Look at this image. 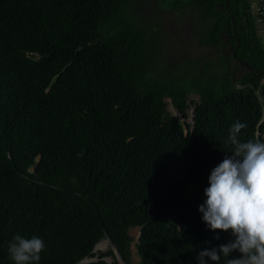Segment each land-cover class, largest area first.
<instances>
[{"label":"trees","instance_id":"trees-1","mask_svg":"<svg viewBox=\"0 0 264 264\" xmlns=\"http://www.w3.org/2000/svg\"><path fill=\"white\" fill-rule=\"evenodd\" d=\"M144 1L0 0V264H12L17 233L45 240L40 264L95 257L103 228L129 264L132 228L138 264H196L201 248L232 238L217 240L198 208L234 148L233 123L247 125L241 142L264 139L251 0H150L189 18L209 53L195 60L201 68L169 75L152 46L159 27L136 16ZM191 95L189 124L166 100L187 119Z\"/></svg>","mask_w":264,"mask_h":264},{"label":"clouds","instance_id":"clouds-1","mask_svg":"<svg viewBox=\"0 0 264 264\" xmlns=\"http://www.w3.org/2000/svg\"><path fill=\"white\" fill-rule=\"evenodd\" d=\"M246 127L239 120L231 126L234 148L211 170L198 208L217 240L220 233L232 238L201 248L196 264H264V139L241 142L239 135ZM46 249L41 236L17 233L7 251L12 264H40Z\"/></svg>","mask_w":264,"mask_h":264},{"label":"rangeland","instance_id":"rangeland-1","mask_svg":"<svg viewBox=\"0 0 264 264\" xmlns=\"http://www.w3.org/2000/svg\"><path fill=\"white\" fill-rule=\"evenodd\" d=\"M136 7L135 12L136 16L140 17L139 19L145 20L149 26L155 27L157 24L159 27V34L154 28L157 32V40L153 38L154 41L152 42V46L156 45L154 54L158 59L157 66L160 67L161 70L165 71L167 75L177 74L179 73L180 68L188 67L190 65L189 62H193L191 67H194L195 69L198 67L201 68L199 63L195 60L205 57V55H209V53L204 52L198 45L195 30L189 18H186L183 13L164 10L157 5L152 4L150 0L138 3ZM262 83H264V80ZM198 99V96L194 95L189 97L187 119H184L181 116V114L173 107L169 99L166 100L168 105L167 110L178 117L181 121L192 124L194 105L191 104V101H198ZM129 233L134 239V242L131 245L132 264H138L140 262V257L136 248V243L138 242L140 230L139 228H132ZM96 253L99 254L102 252L98 251Z\"/></svg>","mask_w":264,"mask_h":264},{"label":"water","instance_id":"water-1","mask_svg":"<svg viewBox=\"0 0 264 264\" xmlns=\"http://www.w3.org/2000/svg\"><path fill=\"white\" fill-rule=\"evenodd\" d=\"M226 6L228 7L229 5V0H226ZM232 25H233V34L237 40V47L236 49L233 51V57L236 58V53L237 50L240 46V40L238 38L237 35V30H236V23H235V19H232ZM236 61L247 71L253 72V73H261V71H257L255 69H252L247 63H245L244 61L240 60V59H236ZM194 112V111H193ZM193 123V121H192ZM104 231V238L99 241V243L96 244L95 248H94V253L101 251V252H107L109 250H111L113 252V256L104 258V260L108 263V264H112L114 259L119 263V264H129L123 257V255L121 254L119 248L117 247V245L112 241V239L110 238V236L108 235L107 231L105 228H103ZM104 244L106 246L105 250H99L98 246ZM100 254V253H99ZM99 254L96 253L95 257H86L85 259H83L82 261H80L78 264H89V263H93L96 261H99Z\"/></svg>","mask_w":264,"mask_h":264},{"label":"built area","instance_id":"built-area-1","mask_svg":"<svg viewBox=\"0 0 264 264\" xmlns=\"http://www.w3.org/2000/svg\"><path fill=\"white\" fill-rule=\"evenodd\" d=\"M251 12L256 21L258 35L264 46V0H251Z\"/></svg>","mask_w":264,"mask_h":264},{"label":"bare ground","instance_id":"bare-ground-1","mask_svg":"<svg viewBox=\"0 0 264 264\" xmlns=\"http://www.w3.org/2000/svg\"><path fill=\"white\" fill-rule=\"evenodd\" d=\"M98 249L99 250H105L106 246L104 244H101V245L98 246Z\"/></svg>","mask_w":264,"mask_h":264}]
</instances>
